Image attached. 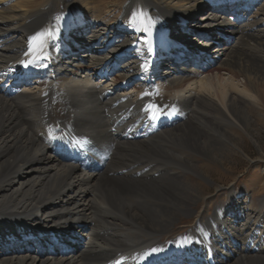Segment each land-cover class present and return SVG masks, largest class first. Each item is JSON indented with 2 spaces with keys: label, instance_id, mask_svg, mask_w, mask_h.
Returning <instances> with one entry per match:
<instances>
[{
  "label": "bare ground",
  "instance_id": "obj_1",
  "mask_svg": "<svg viewBox=\"0 0 264 264\" xmlns=\"http://www.w3.org/2000/svg\"><path fill=\"white\" fill-rule=\"evenodd\" d=\"M255 116L264 0H0V264H264Z\"/></svg>",
  "mask_w": 264,
  "mask_h": 264
},
{
  "label": "rangeland",
  "instance_id": "obj_2",
  "mask_svg": "<svg viewBox=\"0 0 264 264\" xmlns=\"http://www.w3.org/2000/svg\"><path fill=\"white\" fill-rule=\"evenodd\" d=\"M237 140L239 141L240 149L244 151L246 157L245 155L242 156V154L236 153L225 157L226 161L224 165L215 162L217 168L222 172H216L217 174L213 178L215 180L214 184L218 183L221 185L225 183L226 186H219L218 193L215 191L216 188L214 189L210 186L205 193L210 192L212 196L217 193L219 199L223 196L228 197L231 189H237L236 191L241 195L244 192L248 194L251 186H256V183L264 180V117L255 116L247 129V134L243 133L242 137H238ZM222 191L226 193V196L221 194ZM27 247L29 249L28 252L37 251V247L35 246H24V248Z\"/></svg>",
  "mask_w": 264,
  "mask_h": 264
},
{
  "label": "snow or ice",
  "instance_id": "obj_3",
  "mask_svg": "<svg viewBox=\"0 0 264 264\" xmlns=\"http://www.w3.org/2000/svg\"><path fill=\"white\" fill-rule=\"evenodd\" d=\"M48 36H51V32H48V31H40V32H37L35 33L31 38H30V48L32 47H35V46H39L41 49L43 48L44 46V40H45V37H48ZM26 55H28V53H26ZM21 63H24L23 61ZM28 63H31L30 61ZM25 66H27V64H25ZM152 107H155V106H152ZM156 117V113H153V118ZM159 251V249H155L153 248L151 250L152 253H155ZM149 255V253H145L144 254V257H141V259L147 257ZM116 264H120L119 261H116Z\"/></svg>",
  "mask_w": 264,
  "mask_h": 264
}]
</instances>
